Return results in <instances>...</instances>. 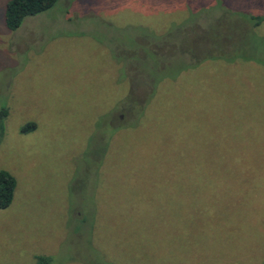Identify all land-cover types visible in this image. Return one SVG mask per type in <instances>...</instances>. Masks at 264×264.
Instances as JSON below:
<instances>
[{
	"label": "rangeland",
	"instance_id": "374dc122",
	"mask_svg": "<svg viewBox=\"0 0 264 264\" xmlns=\"http://www.w3.org/2000/svg\"><path fill=\"white\" fill-rule=\"evenodd\" d=\"M8 1L0 264H264V0Z\"/></svg>",
	"mask_w": 264,
	"mask_h": 264
},
{
	"label": "trees",
	"instance_id": "16d2710c",
	"mask_svg": "<svg viewBox=\"0 0 264 264\" xmlns=\"http://www.w3.org/2000/svg\"><path fill=\"white\" fill-rule=\"evenodd\" d=\"M56 2L57 0H9L4 9V26L9 31H15L21 26L25 18L46 12ZM247 19L255 27L259 25L263 18L253 15ZM3 114L0 115V118ZM1 127L0 124V131L2 130ZM34 127V125L29 124L22 128V132L33 130ZM15 187V178L9 172L0 170V209H6L10 206ZM35 264H51V259L45 256H38L36 257Z\"/></svg>",
	"mask_w": 264,
	"mask_h": 264
}]
</instances>
